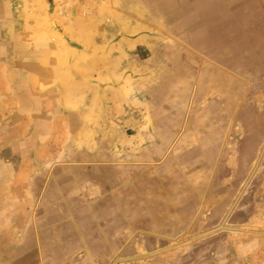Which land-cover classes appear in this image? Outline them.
I'll return each instance as SVG.
<instances>
[{
    "label": "rangeland",
    "instance_id": "rangeland-1",
    "mask_svg": "<svg viewBox=\"0 0 264 264\" xmlns=\"http://www.w3.org/2000/svg\"><path fill=\"white\" fill-rule=\"evenodd\" d=\"M261 11L264 0H0V264H264V71L248 50ZM144 35L153 55L135 49ZM155 69L181 73L162 123ZM81 164L121 168L105 189L115 208L98 214Z\"/></svg>",
    "mask_w": 264,
    "mask_h": 264
},
{
    "label": "crops",
    "instance_id": "crops-1",
    "mask_svg": "<svg viewBox=\"0 0 264 264\" xmlns=\"http://www.w3.org/2000/svg\"><path fill=\"white\" fill-rule=\"evenodd\" d=\"M146 12H150V11H146ZM197 12H199V10L197 11ZM261 12H263V11H261ZM263 14H264V12H263ZM139 23H140V25H143L142 24V22H140V21H138ZM147 23V22H146ZM146 25V24H145ZM144 25V26H145ZM256 28H257V30H258V34L256 35L257 36V39L255 38V40H254V44L253 45H251V48H249L248 50H255L256 51V53H255V55H257V57H258V59H256L257 60V62H259V64H258V66L260 65L261 66V69L264 71V19H262V21L260 22V25L259 24H257L256 23ZM146 27H147V25H146ZM211 34V33H210ZM148 35V34H147ZM146 35H144L142 38H141V43H138L137 45H136V47H135V49H137V47L138 46H140V47H145L150 53H151V55H153L152 53H153V51H152V48H153V46L154 45H156V43H157V41H154L153 39H152V37H150V36H146ZM211 41V40H210ZM211 43V42H210ZM193 45L194 46H196V45H200V41H198V43L197 42H193ZM210 52H211V50H210ZM149 53V54H150ZM194 59L197 61V62H199V63H201V60L199 59V58H195L194 57ZM259 66V67H260ZM155 75H158L160 78H161V82L163 83L162 84V86H161V88H159L158 89V92H157V94H159V99H160V105H159V108H157V106L155 107V112L153 113V115H156V116H158V117H160L159 118V120H157V121H155L156 123H160V121H161V123H162V120H163V118L166 116L165 115V112H164V110H166L167 109V107H165V104H163V103H165L166 101H167V98H168V95H169V93H171V92H174V91H172V87H170V77H175V75H181V73H180V71H175L174 70V72L173 71H171V70H169V69H167L166 71L165 70H161V69H155V70H151V77H154ZM264 75V74H263ZM143 78L144 80V83L146 82V79H145V75L144 76H135V81H134V84L135 83H142L143 81H140V79L141 78ZM179 77V76H178ZM148 82V81H147ZM166 83V84H165ZM165 84V85H164ZM160 90V91H159ZM152 91H153V89H152ZM194 92V91H193ZM194 95V94H193ZM148 102V101H147ZM134 120V119H133ZM137 120H138V122L137 123H141V121H140V118H137ZM186 120H187V118L185 119V122H184V126H185V124H186ZM164 124V123H163ZM182 131H184V129L183 130H181L180 131V133H178L177 134V136L175 137V138H173L171 141H169V139L167 140V141H169L170 143H172L173 141H178V140H180V137H181V135H182ZM163 135V134H162ZM161 135V136H162ZM161 140L163 139L162 137L160 138ZM175 142V143H176ZM175 145V144H174ZM169 146H170V144H169ZM173 147V146H172ZM172 147H171V149H172ZM169 147H168V150H166V152H165V154L163 155V158L162 159H165V157L170 153V150H171ZM153 153H156V152H154L153 151ZM37 155L35 154V152H34V157H36ZM106 157H107V155H106ZM78 159H80V158H90V156H88V155H86V154H82V155H79L78 157H77ZM120 159L121 158H119L118 159V161L116 160V161H114V160H112V161H110V160H107V159H105V161L103 162V163H105V162H108V161H110V162H112V163H119L120 164ZM139 160H145V157H142V159H139ZM64 163H68V162H64ZM82 163V162H81ZM65 166H67V165H65ZM117 166H120V165H117ZM41 167V166H40ZM75 168H78V167H75ZM79 168H81V169H83V168H86L87 170H94V171H91L94 175H95V177H94V179H95V183L96 184H94V183H92L89 179L90 178H87V176H86V172L85 171H83L81 174H82V176L83 177H85V179H84V186L83 187H85V188H88L89 189V187L91 186V185H94L95 187V189L97 188V189H99L100 191H102V192H100V195H98L97 196V198H96V200L93 202V205H95V210L96 211H98V214L101 212V213H105V209H104V207H106V206H108V202H109V199L110 200H112V201H114L113 202V207L115 208V204H117V203H119L118 202V197H119V193L118 194H116L114 191H113V194H112V196L111 197H109V194L107 193L106 194V192H105V189H112V190H115V185L117 186V185H120V183H118V184H116L118 181H120V175H121V168L120 167H109V166H100V165H89V166H84V165H82L81 164V167H79ZM96 172V173H95ZM97 172H100L101 174H99V173H97ZM131 172V171H130ZM134 172V171H133ZM87 173H89V172H87ZM108 173L109 174H113V175H111V176H113L114 178H112V180L111 181H107L108 180ZM136 173V172H135ZM98 175V176H97ZM81 177V176H80ZM86 179H87V181H86ZM104 179V180H103ZM116 180V181H115ZM118 180V181H117ZM55 180L53 179V182H54ZM102 181V182H101ZM86 183V184H85ZM132 184H135V185H137V183L136 182H133ZM132 185L130 184L129 185V187H130V190L132 189V187H131ZM112 187V188H111ZM136 187V186H135ZM62 188V187H61ZM66 188V187H65ZM137 188V187H136ZM57 188H53V190H56ZM64 196H62V198H63ZM101 198H103V199H101ZM58 199H60V198H58ZM63 200H64V203H65V205L66 206H68V204H69V206H70V203H68V198L67 197H65V198H63ZM116 200V201H115ZM116 202V203H115ZM181 202H182V204H181V206H183V208H184V211H185V209H188L190 206H194L195 207V205L191 202V201H188V199L186 198L185 200L184 199H181ZM56 204H57V202H56V197H55V199L54 200H50V207L51 206H56ZM262 204H264V201H263V203H261V205ZM199 206V203L197 204V207ZM112 207V208H113ZM109 211H107V213H108ZM113 212L115 213L116 211H115V209L113 210ZM114 213L112 214L113 216H114V218H115V215H114ZM97 215V214H96ZM174 215L175 214H172V218L174 217ZM68 218L66 217V220H67ZM56 220V219H55ZM258 222V224H260L261 226H259V227H264V217L262 218V220L260 219V220H258L257 221ZM247 238H249V237H247ZM179 247H177V248H175V250H177ZM174 252V250H171V251H169L168 252V255H166V256H169L171 253H173ZM263 251H261V253H262ZM261 256H259V258H260ZM209 258H210V256H209ZM201 257H199V259L198 260H196L194 263H192V264H213V262L211 261V260H208V262H206V261H204V262H201ZM143 264H157V263H154V261L153 262H143ZM159 264V263H158ZM182 264H185V263H182Z\"/></svg>",
    "mask_w": 264,
    "mask_h": 264
},
{
    "label": "bare ground",
    "instance_id": "bare-ground-1",
    "mask_svg": "<svg viewBox=\"0 0 264 264\" xmlns=\"http://www.w3.org/2000/svg\"><path fill=\"white\" fill-rule=\"evenodd\" d=\"M40 3H42V1H41ZM45 3H46V2H45ZM42 6H43V5H42ZM39 16H40V15H39ZM41 17H42V16H41ZM44 19H45V17H44ZM45 21H46V20H45ZM46 24H47V23H46ZM46 24H45V25H46ZM45 31H46V30H45ZM22 39H23V38H22Z\"/></svg>",
    "mask_w": 264,
    "mask_h": 264
},
{
    "label": "water",
    "instance_id": "water-1",
    "mask_svg": "<svg viewBox=\"0 0 264 264\" xmlns=\"http://www.w3.org/2000/svg\"><path fill=\"white\" fill-rule=\"evenodd\" d=\"M247 187H248V184H245V188H247ZM245 188H244V189H245Z\"/></svg>",
    "mask_w": 264,
    "mask_h": 264
}]
</instances>
